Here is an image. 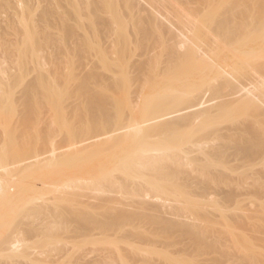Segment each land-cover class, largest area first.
Returning a JSON list of instances; mask_svg holds the SVG:
<instances>
[{
	"label": "bare ground",
	"instance_id": "obj_1",
	"mask_svg": "<svg viewBox=\"0 0 264 264\" xmlns=\"http://www.w3.org/2000/svg\"><path fill=\"white\" fill-rule=\"evenodd\" d=\"M0 264H264V0H0Z\"/></svg>",
	"mask_w": 264,
	"mask_h": 264
},
{
	"label": "rangeland",
	"instance_id": "obj_2",
	"mask_svg": "<svg viewBox=\"0 0 264 264\" xmlns=\"http://www.w3.org/2000/svg\"><path fill=\"white\" fill-rule=\"evenodd\" d=\"M78 30H79V29H77V31H76V30H75V31H76L78 34H79V33L82 34V30H81V29H80L79 31H78ZM80 31H81V32H80ZM80 34H79V35H80ZM96 38H97V37H96ZM98 38H100V36H99ZM98 38H97V39H98ZM145 246H146V245H145ZM98 248H99V247H98ZM101 250H102L103 252H101ZM101 250L99 251V249H98V254H99L100 252L104 254V253L107 251V250H103V249H101ZM101 253H100V254H101ZM105 254H106V253H105ZM100 256H102V255H100ZM103 256H104V255H103Z\"/></svg>",
	"mask_w": 264,
	"mask_h": 264
}]
</instances>
